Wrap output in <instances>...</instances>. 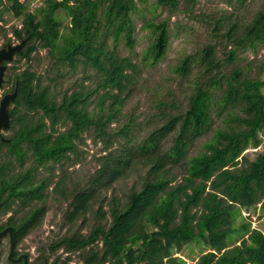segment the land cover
I'll return each mask as SVG.
<instances>
[{
    "label": "trees",
    "instance_id": "trees-1",
    "mask_svg": "<svg viewBox=\"0 0 264 264\" xmlns=\"http://www.w3.org/2000/svg\"><path fill=\"white\" fill-rule=\"evenodd\" d=\"M243 1L226 0L231 6ZM31 2L0 0V18L8 13L19 20L12 36L27 41L14 59L26 68H8L2 86L4 94L17 88V95L9 109V142L0 144V215L11 214L0 230L13 228L18 245L41 224L52 188L68 203L63 225L89 214L94 224L86 235L74 231L50 244V255L78 253V264H187L176 255L195 246L200 252L193 264H264V234L243 215L252 211L264 219V151L253 160L243 155L264 145V55L254 76L250 67L221 73L222 64H236L240 52L264 50V0L247 22L232 12L193 16L198 0H42L30 10ZM140 4H148L150 13L183 12L202 23L210 39L171 67L188 88L181 92L184 105L175 98L156 100L144 128L132 113L122 121V112L142 66L165 58L171 34L168 19L145 20L148 44L139 62L122 56L121 46L134 53L132 17ZM40 50L52 64V88L29 65ZM77 71V89L55 90ZM215 119L220 126L212 129ZM85 135L101 146L97 167L84 185L68 189L62 168L82 160ZM132 176L137 188L120 199L104 196ZM46 250L39 249L38 264L70 263L68 256L49 262Z\"/></svg>",
    "mask_w": 264,
    "mask_h": 264
},
{
    "label": "rangeland",
    "instance_id": "rangeland-1",
    "mask_svg": "<svg viewBox=\"0 0 264 264\" xmlns=\"http://www.w3.org/2000/svg\"><path fill=\"white\" fill-rule=\"evenodd\" d=\"M5 2V0H2ZM23 2L24 0H20ZM42 0H32L30 5V10H34L41 5ZM263 0H244L241 5L234 3V6L227 4L226 0H198L193 16L199 14H211L214 16L226 15L232 12L241 21H249L253 14L260 8ZM146 5H138V12L133 15V21L135 25V48L134 53L130 54L127 48L121 46L120 54L124 57L130 56L134 62H139V57L141 51L147 46L148 32L142 29V23L145 20L154 19L155 22H160L168 19L169 32L171 34L170 46L166 53L165 58L159 64L152 68L143 67L141 68L140 76L135 85V89L132 95L127 100V103L123 109V119L129 113H132L137 122L141 127L144 128V123L146 117L154 113L155 101L158 99H176V101L181 105L185 103L184 96L181 95L187 93L188 88L186 87L185 81H180L171 72V67L182 57L186 55L193 54L201 50L205 45L210 42L207 28L200 22L195 21L187 14L183 12H178L174 15L169 16L168 11L165 9H157L154 13L149 12V7ZM2 7H0V12ZM21 23L19 20L16 21L8 13H1L0 18V48L8 43L14 45L18 41L12 36V28L19 29ZM2 33H5L3 37ZM230 49L231 47H227ZM264 55V50L259 49L257 54H252L250 51H242L238 54L239 59L236 64L225 65L222 64L223 56L221 54L220 48H217L216 58L221 60V73L228 74L234 68H238L243 72L248 71L247 67H250L248 73L254 76L256 71V63L261 60ZM32 70L36 72L37 75L41 77L43 84L49 85L51 88L54 87V83L50 81L52 78H56L54 71L52 69V64L49 63V58L45 50H40L38 54L34 55V59L29 62ZM16 66L19 71L26 68L27 64L25 61L15 64L14 60L7 67ZM66 68H63L64 72ZM7 72V71H6ZM82 75L80 71L73 74L64 76L61 81L56 84V89L59 92L67 91L71 93L73 90L78 88L81 84ZM91 82H85L84 86H91ZM7 89H1L0 95H4ZM212 129L220 126V121L215 119ZM63 128H61V131ZM10 132L5 133L7 137ZM85 144L81 146V151L83 152L82 160L75 165H64L62 168L65 174L68 176L67 188L71 189L73 184L84 185L88 177L94 172L97 167L95 158L101 154V146L99 144H94L91 142L90 137L85 135ZM204 140H199L195 147H193L192 153H197L199 151L200 145ZM169 144H167L168 146ZM264 151V145H261L258 149H249L244 152V156H247L249 160H253L257 154ZM55 176L59 177L61 175V169L56 166ZM47 172H43L45 176ZM58 178H55L56 181ZM113 190L107 191L104 196L110 198L112 195L123 198L124 193H128L132 188L136 187V178L134 176L128 178L127 180L118 181L114 184ZM52 188L48 190V198L46 201V214L41 222V224L29 233L16 247L18 254H24L27 256L28 264H38L37 259L39 257V249L45 248L59 240L60 238L78 231L82 235H86L91 226L94 224L93 215L89 214L86 219L78 220L73 225H63L62 215L67 207V202L63 201L59 196L51 193ZM96 209V208H95ZM102 211L105 212V218L110 220L108 216V208L106 205L103 206ZM244 216H249L251 220V227L255 229H260L264 234V219H259L257 213H252V211L243 212ZM11 214L4 216L0 215V224L6 222L7 218ZM109 222V221H108ZM8 240L4 239L0 246V251H2V260L0 264H11L6 261L8 255ZM49 262H52L55 258L59 257L60 261L65 258L70 259L69 264H78V253L66 254L62 250H58L53 254H49V251H45ZM199 248L191 246L190 248H185L182 253L176 255L181 257L186 261L187 264H193L192 260L199 255Z\"/></svg>",
    "mask_w": 264,
    "mask_h": 264
},
{
    "label": "water",
    "instance_id": "water-1",
    "mask_svg": "<svg viewBox=\"0 0 264 264\" xmlns=\"http://www.w3.org/2000/svg\"><path fill=\"white\" fill-rule=\"evenodd\" d=\"M26 39L18 42L17 44H8L5 47L0 48V91L4 84L5 80V73L7 67L10 63L13 62L17 54H20L26 44ZM17 95V88L14 89L12 93H8L5 95H0V144L1 143H8L9 140L5 138V133L8 132L9 126L11 123L9 109L11 103L14 101ZM5 237H8L9 241V250L7 259L10 262H19L23 260V264L28 263V259L26 255H21L16 260H12V256L15 252L16 248V233L11 227H7L0 232V243L1 240Z\"/></svg>",
    "mask_w": 264,
    "mask_h": 264
},
{
    "label": "flooded vegetation",
    "instance_id": "flooded-vegetation-1",
    "mask_svg": "<svg viewBox=\"0 0 264 264\" xmlns=\"http://www.w3.org/2000/svg\"><path fill=\"white\" fill-rule=\"evenodd\" d=\"M8 44H10V43H6L5 44V46L6 45H8ZM5 46H3V47H5ZM2 48V47H1ZM5 95V94H4ZM3 224V223H2ZM5 228H7V227H5ZM4 228V229H5ZM4 229H2V230H4ZM2 230H0V232L2 231ZM4 239H7L8 240V237H5V238H3L2 240H1V243H2V241L4 240ZM1 243H0V245H1ZM8 246H9V241H8ZM16 247H17V245H16ZM8 250H9V247H8ZM7 250V251H8ZM21 255H24V254H18V252L16 251V248H15V252H14V254H13V256H12V260H16L17 258H19ZM8 256V255H7ZM8 260V259H7ZM11 264H23V260H20L19 262H10Z\"/></svg>",
    "mask_w": 264,
    "mask_h": 264
}]
</instances>
